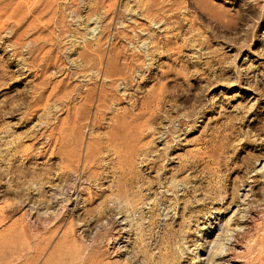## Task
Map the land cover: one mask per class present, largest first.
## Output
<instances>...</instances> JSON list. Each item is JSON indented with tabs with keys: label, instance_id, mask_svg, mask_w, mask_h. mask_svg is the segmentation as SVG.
<instances>
[{
	"label": "rangeland",
	"instance_id": "rangeland-1",
	"mask_svg": "<svg viewBox=\"0 0 264 264\" xmlns=\"http://www.w3.org/2000/svg\"><path fill=\"white\" fill-rule=\"evenodd\" d=\"M226 217L264 264V0H0V264H199Z\"/></svg>",
	"mask_w": 264,
	"mask_h": 264
},
{
	"label": "bare ground",
	"instance_id": "bare-ground-1",
	"mask_svg": "<svg viewBox=\"0 0 264 264\" xmlns=\"http://www.w3.org/2000/svg\"><path fill=\"white\" fill-rule=\"evenodd\" d=\"M224 219V218H223ZM223 219L221 220V221H223ZM230 219H231V217H226L225 218V225L220 221L219 223H218V228H219V230H220V232L217 234V236H216V238L215 239H213L211 242H209L208 243V245H206L205 247H202L203 248V250H202V252L200 253V254H198V252L199 251H196V258L198 259V263L199 264H221V261H223L224 260V258L225 257H228V260L230 261V262H235V260L233 259V257H232V254H230V251L227 249V246H228V242H230V244L231 243H233V241H235L234 243H238V240L236 239V235H235V230L237 231L238 229H240L241 227H239V228H232V227H230L229 225V221H230ZM223 224V226H221L220 224ZM242 229V228H241ZM237 233V232H236ZM205 234H206V232H204L203 234H202V236H205ZM65 244L63 245L64 247H62V249L64 248V250L63 251H65V250H67L68 248H70L71 246H73V248H74V245L72 244L71 245V243L68 241V242H64ZM239 244V243H238ZM57 245H58V247L56 248V250L57 249H59V247H61V246H59V244L57 243ZM60 245H61V242H60ZM66 246H67V249H65L66 248ZM54 248V247H53ZM55 249V248H54ZM61 250V249H60ZM45 251H47V250H45ZM51 252V251H50ZM58 252V251H57ZM57 252H55V254L57 253ZM72 252V251H71ZM59 254L61 253V251L60 252H58ZM67 253H68V251H67ZM54 254V255H55ZM63 254V253H62ZM61 254V255H62ZM201 254H207V260L204 262V261H202V258H201ZM48 255H49V252H48ZM48 255H46L47 257L46 258H48L49 256ZM57 255V257H54L56 260L57 259H59L58 261H60V259L61 258H58L59 256H58V254H56ZM55 255V256H56ZM60 255V256H61ZM64 255H66L67 256V254H66V251L64 252ZM77 255V254H76ZM79 255V254H78ZM81 255V254H80ZM79 255V256H80ZM82 256V255H81ZM217 256V260L215 259L214 260V258ZM69 259H68V258ZM66 257V259L65 258H63V259H65V261L67 260H70V255L69 256H67ZM75 257V256H74ZM74 257H72L71 258V261H75V259H76V257H75V259H74ZM91 256H88V257H81L80 258V261L82 262V264H103L102 262V258L101 259H99V257H98V255H97V257H96V255H95V257L96 258H98V259H95V258H93L94 256H92L91 258H90ZM45 258V259H46ZM49 259H50V257H49ZM74 259V260H73ZM54 260V259H53ZM77 260V259H76ZM79 260V259H78ZM45 261H47V260H45ZM58 261H54L53 263H51V264H59V263H61V261H63L62 259H61V261L60 262H58ZM65 261H63V262H65ZM227 261V260H226ZM51 262H52V260H51ZM58 262V263H57ZM62 262V263H63ZM225 262V261H224ZM45 262L43 261V264H44ZM47 263V262H46ZM61 263V264H62ZM49 264V263H48ZM231 264V263H230Z\"/></svg>",
	"mask_w": 264,
	"mask_h": 264
}]
</instances>
